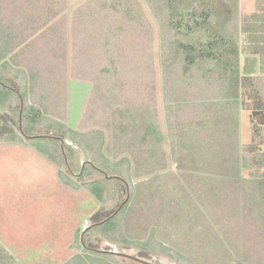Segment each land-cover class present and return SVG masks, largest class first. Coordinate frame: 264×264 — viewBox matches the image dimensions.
<instances>
[{"label": "rangeland", "instance_id": "1", "mask_svg": "<svg viewBox=\"0 0 264 264\" xmlns=\"http://www.w3.org/2000/svg\"><path fill=\"white\" fill-rule=\"evenodd\" d=\"M166 1L30 0L28 15L37 21L30 27H54L42 51L58 69L45 65L47 118L41 108L34 136L21 135L18 111L0 109V133H8L0 135V244L15 264H67L83 253L86 228L82 242L96 254L109 250L152 264H178L123 240L138 244L153 237L188 264H264V178L249 177L241 165L250 128L264 126V111L253 109L252 124L250 110L224 101L219 78L204 75L217 65L213 59L187 69L184 53L169 45L208 38L210 28H184L181 5L172 8ZM186 1L201 7L222 3L228 15L233 9L224 27L242 73L244 59L258 57L250 54L255 44L243 33V22L264 1L236 0L235 7L230 0ZM219 16L214 22L224 24ZM47 119H63L74 136L49 134ZM12 131L20 137L12 140ZM42 137L60 147L62 141L74 144L82 157L62 150L57 165L32 144ZM47 140L41 144L52 142ZM115 168L129 177L131 190ZM67 178L80 187L67 185ZM90 182H97L105 202L85 187ZM128 196L127 209L111 218ZM109 218L117 223L112 241L95 229ZM109 255L95 257L142 264Z\"/></svg>", "mask_w": 264, "mask_h": 264}, {"label": "trees", "instance_id": "2", "mask_svg": "<svg viewBox=\"0 0 264 264\" xmlns=\"http://www.w3.org/2000/svg\"><path fill=\"white\" fill-rule=\"evenodd\" d=\"M264 1V0H263ZM168 4L173 8L175 3H178L181 5L179 8L184 13L181 15L180 20L186 21V27H207L210 28L211 34L208 38H202L200 37L199 40L193 41V42H182L176 43V45H169L170 48L175 47V51L177 53H184L185 60L188 63L187 69L195 65L198 62H203L206 60V58L213 59L214 62L217 63V65L213 66L209 70H207L204 75L210 74V77H217L219 78L220 82L222 83L223 90L225 92L224 101L228 102H238L240 104V109L242 110H250V121L252 124H254V113L255 110H263L264 111V3L259 2V5L257 6L256 12H254L250 17H246L245 21L243 22V33L251 34V41L254 43V46H251L250 49L252 52L250 54L257 55L259 58V72L257 75L252 76H244L242 73H239L238 70V55H237V49L235 44L231 41L232 36L231 34H227V29H225L224 25L226 24L228 18H232V11L231 8V15H228V11L226 10L223 12V7H226V5L223 6L221 3L220 5L211 4V5H205L202 7L197 6V4L190 3L186 0H167ZM230 3L235 7L237 6L236 0H230ZM263 4V5H262ZM194 7H201L194 8ZM228 7V6H227ZM30 8V0H23V1H17V0H0V15L3 14L4 11H6V14H16V15H28V9ZM3 9V10H1ZM185 9V10H182ZM3 11V12H2ZM177 13L173 12L170 15V19H173V17ZM30 15V13H29ZM216 15H220L219 18H223L226 20L223 24V22H214V17ZM2 16H0L1 18ZM189 18V19H187ZM39 21V20H38ZM210 22H213V24H210ZM2 25V18L0 20V26ZM173 27L176 26V23L173 22ZM20 26H23V23H20ZM54 28V27H52ZM52 28L49 27V31H47V34L49 32H52ZM202 31V30H201ZM226 32V33H225ZM63 36L66 35V31ZM21 38V37H20ZM20 41H23L21 38ZM22 42L16 41L15 47L17 45L20 46ZM180 46H179V45ZM9 51V50H8ZM6 52V51H5ZM4 51L0 53V61H3L5 59L6 54ZM57 62V61H56ZM53 61L52 65L51 62L47 63V65L50 67V69L57 70L58 67H55L57 63ZM60 64V68H61ZM52 67V68H51ZM51 70V72H52ZM32 71V70H31ZM35 76L31 74L29 77L25 74L22 77L21 80V89H20V95L22 99L24 100L23 108H21V102L18 94H16L14 91L10 90L7 87H4L0 84V107L1 108H9V111L15 112L17 115L18 111V118L23 121V131L24 133H20L22 136L28 135V136H34L36 133L37 128L39 125H42L43 121V115L39 111L38 108L35 106H30L26 99V91L24 89V84H28L29 82L35 80ZM0 82L2 80L0 79ZM18 102V103H17ZM15 103L17 107H15ZM252 106V107H251ZM61 121H64L61 119ZM59 119L55 120L52 119V122H48L47 119V132L49 134H59V136L66 137V138H72L74 136V133L72 130H70L64 123H62ZM4 134V133H0ZM8 135V133L4 134ZM11 139L16 140L17 137H20V135H16L15 132H10ZM61 137V138H62ZM47 140L45 138H33L31 140L32 144L34 145L35 149H37L41 154L49 157L52 161L55 162V164L60 165L64 159V154L61 153L62 149L60 146L55 145L56 140H47L52 141L47 143L46 145H42L41 141ZM60 140V139H59ZM23 141V138L21 142ZM70 148L68 146H65L64 150H68V152L71 155H74L75 152L73 151V148ZM57 154H54V152H57ZM90 158V157H88ZM95 161V160H94ZM126 161V160H125ZM93 162V161H92ZM124 162V160L122 161ZM242 170L244 173L248 174L251 178H264V126L263 125H256L252 126L250 128V142L248 144H245L243 147V153H242ZM101 169V167H100ZM102 170H106L102 168ZM128 170V169H127ZM114 175H118L123 177L125 180L124 183H130V179L128 176L124 177L122 174V170L120 169H114ZM64 182L67 185H70L74 187L75 189H78L80 186L72 181H70L68 178L63 179ZM97 182H90L89 184L85 185L89 192H91L92 195H94L101 203L105 202V194L100 192L98 189L94 188V185ZM131 187V185H130ZM129 187V190L131 188ZM132 194V193H131ZM132 197V195H131ZM131 197L129 198L131 200ZM128 200L122 210L119 213H123L130 202ZM118 216V215H117ZM116 218L110 219L103 225H101L99 228L100 231H102L103 235L106 236V239L112 241V236L114 232H116ZM93 230V228H92ZM91 231V230H90ZM113 232V233H112ZM114 240V238H113ZM124 240V243L127 245H133L138 249H141L143 251H158L161 254L170 257L174 261H176L178 264H188L187 261L182 259L181 257L185 258L181 254L177 253L175 250L170 249L166 247V245L161 244L157 242L153 237H151L147 242L144 243H135L131 242L129 240ZM80 248H83L82 254H77L72 260H70L67 264H114V261H108L107 258L98 259L95 256L96 255H104L109 258H111V255L109 254H96L92 252L91 250H87L85 243L81 241ZM92 254V255H90ZM94 255V256H93ZM112 260V259H111ZM15 258L9 254V252L6 250V248L0 244V264H15ZM116 264V263H115Z\"/></svg>", "mask_w": 264, "mask_h": 264}, {"label": "crops", "instance_id": "3", "mask_svg": "<svg viewBox=\"0 0 264 264\" xmlns=\"http://www.w3.org/2000/svg\"><path fill=\"white\" fill-rule=\"evenodd\" d=\"M1 18L0 53L6 51L4 54H6L7 57H5L3 61H0V79L2 80L0 84L18 94L21 89L22 77L25 74L27 77L33 74L36 77L35 80L29 82L28 84H24L26 93L30 92L31 94L28 97L26 95V99L29 104H32L31 106L38 107L39 110L41 108L44 109L46 119L47 107L45 104L47 103V66L45 65H47V61L44 60V56H47V53L42 50L47 49V40H50L51 36L47 35V32L45 31L42 32L39 29H32L30 27V23H36L37 21L30 15L7 14ZM21 22L23 23V26H20ZM20 37L23 41H20ZM65 37L67 38V34ZM16 41L22 42L20 46H14L16 45ZM38 54H43V57H40L41 55ZM32 56H34L33 62H31L30 58ZM36 56L37 58L34 60ZM42 61L44 62L42 63ZM10 84H12L13 87ZM32 89L35 90V93H32ZM18 96L20 98V102H22L23 99L21 95L18 94ZM22 103H24V101ZM0 109L3 111L5 108L0 107ZM6 109L9 110L7 107ZM66 109H60L61 113L64 112V116L62 114V117H65ZM61 143V149L64 150L65 146H63V141ZM71 146L76 147L74 144H71ZM81 153L82 152L79 151V154L75 155L82 157L80 155ZM81 164H83V162Z\"/></svg>", "mask_w": 264, "mask_h": 264}, {"label": "water", "instance_id": "4", "mask_svg": "<svg viewBox=\"0 0 264 264\" xmlns=\"http://www.w3.org/2000/svg\"><path fill=\"white\" fill-rule=\"evenodd\" d=\"M259 72V59L258 57L256 56H250V57H246L244 59V65H243V68H242V74L244 76H252V75H257ZM117 178V177H115ZM121 179V178H119ZM127 185V188L129 190V187H128V184L125 183ZM128 198L129 196L127 197L126 201L119 207V209L117 210V212L111 217L113 218L114 216H116L120 210L123 208L124 204L128 201ZM110 219V218H109ZM109 219H106L105 221L101 222V224H104L106 223ZM88 228H86L84 231H83V234H82V241L84 239V234L85 232H87ZM105 253H108V254H113L115 256H120V257H125V258H128V259H132L136 262H139V263H142V264H152V263H149L145 260H142L140 258H137V257H133L131 255H128V254H123V253H118V252H115V251H104Z\"/></svg>", "mask_w": 264, "mask_h": 264}]
</instances>
